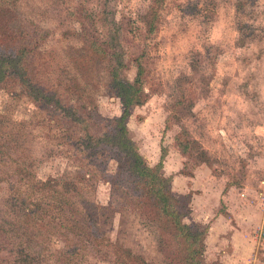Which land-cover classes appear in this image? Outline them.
Segmentation results:
<instances>
[{"label": "rangeland", "instance_id": "374dc122", "mask_svg": "<svg viewBox=\"0 0 264 264\" xmlns=\"http://www.w3.org/2000/svg\"><path fill=\"white\" fill-rule=\"evenodd\" d=\"M56 1L63 8L70 0ZM150 1L118 0L116 17L139 22ZM39 2L57 8L55 0H0V30L7 33L1 44L10 47L22 19L28 23L26 18L38 10ZM68 6L74 7L67 28L79 36L87 29L83 16L89 8L85 0H72ZM51 20L44 18L42 27L54 32L56 22ZM241 25L249 37L241 38ZM149 43L154 64L145 82L149 95L143 105L131 109L126 123L129 137L149 166L158 162L162 146L167 149L162 172L171 178V186L174 176L197 175L192 184L196 190L179 195L190 199L193 193L205 195L210 222L218 209L227 213L226 201L233 203L235 217L228 213L225 218L235 226L238 222L235 241L241 258L225 264H264V201L258 193L264 180V0H166ZM122 45L129 60L131 51ZM42 48L50 50L44 54L49 55L51 69L42 70L41 77L56 93L86 106L99 123L121 114L123 106L104 63L89 55L80 41L54 32ZM134 75L131 64L122 78L131 82ZM20 91L17 86L0 88V129H22L23 145L42 158L32 167L37 179L55 184L70 176L84 185L82 174L94 172L90 187L80 186L87 193L80 205L94 222L93 233L151 264H167L157 247V225L141 213L138 200L97 175L101 170L113 175L117 163L75 146L74 137ZM178 137L186 144L185 151L177 145ZM41 147L47 148L44 156ZM192 224L209 228L207 222ZM64 232L53 229L49 234L45 254L52 255L47 263H53ZM78 257L81 264L119 263L86 249ZM204 260L223 264L208 260L205 252ZM0 264L9 262L0 259Z\"/></svg>", "mask_w": 264, "mask_h": 264}, {"label": "trees", "instance_id": "16d2710c", "mask_svg": "<svg viewBox=\"0 0 264 264\" xmlns=\"http://www.w3.org/2000/svg\"><path fill=\"white\" fill-rule=\"evenodd\" d=\"M117 1L85 0L89 8L83 16L87 29L79 36L67 28L73 18L74 6H68L72 0L63 8L59 7L60 1L53 3L57 8H46L44 2H39L38 10L31 18H26L30 19L28 23L22 19V27L16 31L10 47L0 43V88L17 86L20 92L40 105L49 118L59 122L68 136L74 137L75 146L88 149L96 158L117 163L113 175L105 170L97 175L116 187H123L130 197L138 200L141 213L157 225V247L167 264H207L204 239L208 226L184 221L190 212V195H175L171 178L164 176L167 149L162 146L158 162L149 166L129 137L126 126L131 109L143 105L149 95L145 82L154 68L149 41L166 0H151L139 22L117 18ZM45 16L55 20V33L65 39L75 37L89 55L104 63L111 76V86L123 106L119 116L106 124L99 123L86 106L71 102L44 82L42 70L50 71L51 66L49 55L44 54H49L50 50L42 47L54 34L42 27ZM242 27H239L241 38L249 37L251 33ZM5 35L7 33L1 29L0 41ZM123 42L131 51L129 60L125 57ZM131 64L135 67V75L129 82L123 80L122 75ZM24 140L19 126H12L8 132L4 127L0 129V259L9 264H81L78 256L86 249L105 260L111 261L113 257L118 264H151L130 249L106 243L93 233L94 222L80 205L87 194L80 186L90 187L96 178L94 172L82 174L84 185H78L70 176L59 178L55 184L37 179L32 167L42 158H36L23 145ZM175 140L183 151L187 149L179 137ZM40 150L42 156L47 152V148ZM53 229L66 232L59 236L61 244L54 251L53 263H47L52 254H45V248H48V236Z\"/></svg>", "mask_w": 264, "mask_h": 264}, {"label": "crops", "instance_id": "0c3cea01", "mask_svg": "<svg viewBox=\"0 0 264 264\" xmlns=\"http://www.w3.org/2000/svg\"><path fill=\"white\" fill-rule=\"evenodd\" d=\"M196 176V174L195 176H193L192 174H189L187 176H174L172 180L173 191H175L176 193H178L177 195H179L187 194L191 190H196L192 187V184L194 183L193 181H195ZM179 181H181V186L176 185V182ZM203 196L197 197V194L193 193L189 204L190 212L187 216L184 217L185 221H187L188 223L202 224L207 222L209 224L208 232L205 236L204 241L206 258L208 260L219 259L223 264H225V262L229 260H239L241 258V252L238 249V242L235 241L236 233L240 231L237 227L238 222L235 226L232 220L228 221L225 218V215L229 216V214H233V217H235L236 211L233 203L225 200L228 207L226 209L227 213H218V209V211L214 215V218L210 222L209 216L206 214L207 209H209L207 207V204L209 205V203L206 201L207 198ZM221 238L224 239L223 242L220 241ZM212 239H214L215 241L212 242Z\"/></svg>", "mask_w": 264, "mask_h": 264}, {"label": "built area", "instance_id": "2783aa9c", "mask_svg": "<svg viewBox=\"0 0 264 264\" xmlns=\"http://www.w3.org/2000/svg\"><path fill=\"white\" fill-rule=\"evenodd\" d=\"M261 189L259 190L260 198L264 201V180L261 181ZM263 226H264V217H263Z\"/></svg>", "mask_w": 264, "mask_h": 264}]
</instances>
